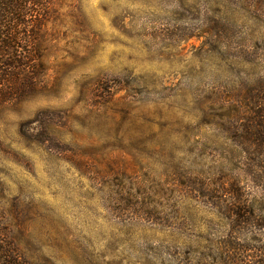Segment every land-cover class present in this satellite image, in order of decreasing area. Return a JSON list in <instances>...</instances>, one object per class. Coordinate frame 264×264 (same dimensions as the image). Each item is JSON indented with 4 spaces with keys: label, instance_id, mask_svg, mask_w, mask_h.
Returning a JSON list of instances; mask_svg holds the SVG:
<instances>
[{
    "label": "rangeland",
    "instance_id": "obj_1",
    "mask_svg": "<svg viewBox=\"0 0 264 264\" xmlns=\"http://www.w3.org/2000/svg\"><path fill=\"white\" fill-rule=\"evenodd\" d=\"M48 1L0 264H264V0Z\"/></svg>",
    "mask_w": 264,
    "mask_h": 264
},
{
    "label": "trees",
    "instance_id": "obj_2",
    "mask_svg": "<svg viewBox=\"0 0 264 264\" xmlns=\"http://www.w3.org/2000/svg\"><path fill=\"white\" fill-rule=\"evenodd\" d=\"M48 0H0V101L33 95L45 75L42 61Z\"/></svg>",
    "mask_w": 264,
    "mask_h": 264
}]
</instances>
